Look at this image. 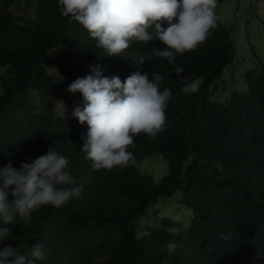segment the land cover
Returning <instances> with one entry per match:
<instances>
[{
  "label": "trees",
  "instance_id": "16d2710c",
  "mask_svg": "<svg viewBox=\"0 0 264 264\" xmlns=\"http://www.w3.org/2000/svg\"><path fill=\"white\" fill-rule=\"evenodd\" d=\"M12 24L4 13L0 58L8 60L16 41L22 49L15 63L18 88L7 85L0 95V142L9 146L0 147V168L9 159L19 168L51 145L68 158L81 195L59 209L42 206L27 226L10 225L13 240L4 245H43L47 259L38 264H264V65L251 77L263 88L257 95L247 91L248 83L224 76L225 46L218 45L223 24L184 59L180 76L173 66L161 71L172 93L167 126L154 138L135 139L146 153L159 152L165 158L167 170L158 182L132 165L110 171L92 167L80 151L79 128L68 117L53 114L52 96L47 106L44 102L51 78L33 64L34 38L24 26ZM34 25L59 27L61 39H78L81 53L88 45L81 25L63 19L55 8ZM198 78L196 93L181 92L185 80ZM26 91L30 95H24ZM214 91L216 99L211 98ZM15 104L36 111L48 124L27 125L31 121ZM254 111L255 179L219 178L209 168L215 150L208 139L211 130L229 127L230 114Z\"/></svg>",
  "mask_w": 264,
  "mask_h": 264
},
{
  "label": "clouds",
  "instance_id": "9594fccd",
  "mask_svg": "<svg viewBox=\"0 0 264 264\" xmlns=\"http://www.w3.org/2000/svg\"><path fill=\"white\" fill-rule=\"evenodd\" d=\"M226 2L228 0H0V21L5 13L13 26L22 25L29 30L35 40L33 64L51 78L47 91L50 94L44 102L47 106L52 96L53 114L68 117L71 124L79 128L83 139L80 151L92 162V167L110 171L132 165L158 182L167 170L165 158L159 152L146 153L136 146L135 139L138 135L154 138L167 126L172 93L163 82L164 67L173 66L174 74L180 76L184 72L180 65L184 59L192 56L200 44L208 42L213 29L223 24L225 28L218 37V45L225 46L226 64L222 74L234 76L238 83H248L247 91L254 95L263 89L251 79L253 72L264 65L263 45L254 42L248 28L245 42L233 37L237 25L249 27L255 21H250L252 9L249 10L247 4L241 8L238 1L233 21L228 24L220 13V6H227ZM250 3L254 4V0ZM53 8L63 19L81 25L88 43L84 53L77 48V38H60L59 27L34 25ZM21 49L20 42L16 41L8 60L0 58V95L7 85L18 88L15 63ZM240 49L245 52L243 56ZM60 54L67 58H59ZM200 82V78L185 80L180 90L194 94ZM222 90L220 86L218 91ZM212 94L211 98L216 99L215 91ZM24 95L30 94L26 91ZM15 106L25 111L31 121L27 125L48 124L36 111L28 112L20 104ZM36 106L42 107L41 104ZM256 117L257 111L230 114L229 127L211 130L208 139L214 143L215 150L209 168L219 178L255 179ZM0 147L9 146L0 142ZM44 149H47L44 154L21 162L19 168L13 166L11 159L0 168V264H38L46 260L41 244L4 245V241L13 240L9 226H27L32 214L42 206L59 209L81 195L68 169V158L51 145ZM149 160L156 161L153 169L163 171L157 181L152 170L144 167ZM229 171L239 174L233 176Z\"/></svg>",
  "mask_w": 264,
  "mask_h": 264
},
{
  "label": "rangeland",
  "instance_id": "374dc122",
  "mask_svg": "<svg viewBox=\"0 0 264 264\" xmlns=\"http://www.w3.org/2000/svg\"><path fill=\"white\" fill-rule=\"evenodd\" d=\"M238 1H240V7H244L246 4L248 5L249 10L252 9V11L249 13L251 20L255 19V21L252 22V24L249 27H240L236 26L233 30V37L238 41L242 40L245 42L247 33L246 29L248 28L249 33L253 34L254 42L255 43H261L264 48V0H254V4H251V0H228L226 2L227 6H220V13L221 17L225 22L228 24H231L233 21V13L235 8L237 7ZM231 11H229V8ZM246 26V25H245ZM240 54L243 56L245 54L243 49H240ZM260 55V53H258ZM156 161L155 160H149L144 163V167L148 170H152V173L154 174L155 181L159 179V177L163 174V171L161 173V169L154 168ZM158 165L160 164V161H157ZM165 164L163 162L162 167H164Z\"/></svg>",
  "mask_w": 264,
  "mask_h": 264
},
{
  "label": "bare ground",
  "instance_id": "6f19581e",
  "mask_svg": "<svg viewBox=\"0 0 264 264\" xmlns=\"http://www.w3.org/2000/svg\"><path fill=\"white\" fill-rule=\"evenodd\" d=\"M148 177V176H147ZM121 191V190H120ZM245 230V229H244Z\"/></svg>",
  "mask_w": 264,
  "mask_h": 264
}]
</instances>
